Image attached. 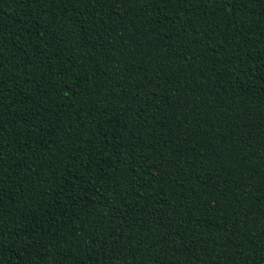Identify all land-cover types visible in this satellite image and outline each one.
<instances>
[{
  "label": "trees",
  "instance_id": "16d2710c",
  "mask_svg": "<svg viewBox=\"0 0 264 264\" xmlns=\"http://www.w3.org/2000/svg\"><path fill=\"white\" fill-rule=\"evenodd\" d=\"M0 0V264H264V0Z\"/></svg>",
  "mask_w": 264,
  "mask_h": 264
},
{
  "label": "snow or ice",
  "instance_id": "6c2138e0",
  "mask_svg": "<svg viewBox=\"0 0 264 264\" xmlns=\"http://www.w3.org/2000/svg\"><path fill=\"white\" fill-rule=\"evenodd\" d=\"M69 2H72V0H69ZM75 2L83 4L84 8L87 9L90 6L100 5L101 0H75ZM160 2H165V0H160ZM168 2H171V0H168ZM181 3H184L185 0H180ZM207 0H205V3ZM245 0H213V4H224L226 5V10L229 13H234L236 11V7L234 6H240ZM0 105L3 107H7V105L4 104L3 101V93L0 91ZM0 159H2V152H0ZM3 247V236L2 233H0V248ZM59 264V262H58Z\"/></svg>",
  "mask_w": 264,
  "mask_h": 264
}]
</instances>
